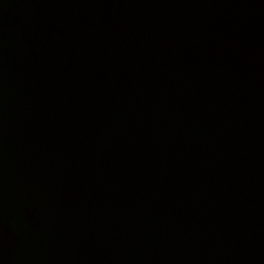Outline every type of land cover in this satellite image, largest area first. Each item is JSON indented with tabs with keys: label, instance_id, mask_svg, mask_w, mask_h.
<instances>
[{
	"label": "water",
	"instance_id": "obj_1",
	"mask_svg": "<svg viewBox=\"0 0 264 264\" xmlns=\"http://www.w3.org/2000/svg\"><path fill=\"white\" fill-rule=\"evenodd\" d=\"M0 264H264V0H0Z\"/></svg>",
	"mask_w": 264,
	"mask_h": 264
}]
</instances>
